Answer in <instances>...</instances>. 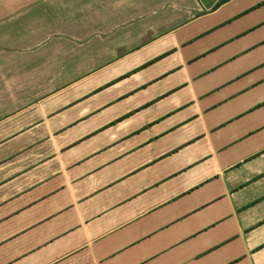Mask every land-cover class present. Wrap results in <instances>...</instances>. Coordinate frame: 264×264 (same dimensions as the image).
I'll return each instance as SVG.
<instances>
[{"label": "crops", "instance_id": "1", "mask_svg": "<svg viewBox=\"0 0 264 264\" xmlns=\"http://www.w3.org/2000/svg\"><path fill=\"white\" fill-rule=\"evenodd\" d=\"M218 2L0 0V264H264V0Z\"/></svg>", "mask_w": 264, "mask_h": 264}, {"label": "rangeland", "instance_id": "2", "mask_svg": "<svg viewBox=\"0 0 264 264\" xmlns=\"http://www.w3.org/2000/svg\"><path fill=\"white\" fill-rule=\"evenodd\" d=\"M33 1H37V0H33ZM39 1V5L43 4L44 5V18H45V29L48 30L49 27H52L54 25L53 23V15L54 13L56 12V10L54 11V9L52 8V0H38ZM79 20H81V18L79 17ZM78 25H79V21H77ZM56 29L57 26H56ZM73 33L75 34L76 38L77 39H80V38H84L85 34L83 32V29H82V32L80 30H73Z\"/></svg>", "mask_w": 264, "mask_h": 264}, {"label": "trees", "instance_id": "3", "mask_svg": "<svg viewBox=\"0 0 264 264\" xmlns=\"http://www.w3.org/2000/svg\"><path fill=\"white\" fill-rule=\"evenodd\" d=\"M226 1H228V0H219L217 6H218L219 4H222V3L226 2Z\"/></svg>", "mask_w": 264, "mask_h": 264}]
</instances>
